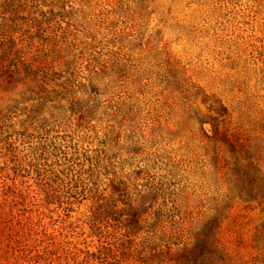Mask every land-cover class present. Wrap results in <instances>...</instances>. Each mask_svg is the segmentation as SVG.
Wrapping results in <instances>:
<instances>
[{
	"label": "rangeland",
	"instance_id": "1",
	"mask_svg": "<svg viewBox=\"0 0 264 264\" xmlns=\"http://www.w3.org/2000/svg\"><path fill=\"white\" fill-rule=\"evenodd\" d=\"M19 4L48 70L0 120V264H177L211 219L215 260L264 264V0ZM121 183L157 192L155 241L150 220L135 242L95 231L91 200L121 206Z\"/></svg>",
	"mask_w": 264,
	"mask_h": 264
},
{
	"label": "trees",
	"instance_id": "2",
	"mask_svg": "<svg viewBox=\"0 0 264 264\" xmlns=\"http://www.w3.org/2000/svg\"><path fill=\"white\" fill-rule=\"evenodd\" d=\"M25 13V5L19 4V0H0V120L6 116L4 114L6 111L13 112L15 110L19 102L17 100L21 96L20 94H30L27 93L28 91L30 92V89H26L27 92L18 93V86L20 84L29 86L35 79H37V81L43 80L39 77L45 70H48L43 60L48 58L49 52L46 51L44 53V51L41 52L38 48H33L31 44L33 41V37H31L32 33H29V28L31 27L29 19L32 16L29 17V15ZM23 27H26L27 31H23ZM33 49L36 51L35 53H32ZM43 83L44 81L38 82V87H42ZM1 94H6V97H8V101L5 105L1 104L3 101ZM31 95L32 94H30V96ZM1 116L3 117L1 118ZM39 121L40 116L37 111H27L26 120L20 122V127L22 129L20 134L24 136L27 131L34 133L39 127L42 129L43 124ZM27 136L30 137L32 134ZM58 177L56 178L60 179ZM90 177H93V174H91ZM94 180L95 178L91 180L89 184H86L89 191L95 186ZM120 185L122 189L121 193H126L123 194L125 198L121 200V206L116 204L113 196H108L107 199L103 200L104 202H98V200L93 201L91 200L93 196H90L89 199L93 204H96V206H94L95 213L92 215L91 219L95 231L102 230L101 224L108 225L111 220L117 219L122 223L124 233L128 234L126 236L135 242L138 238L137 235L143 230L144 224L152 221V223H150L152 230H148L150 232L147 239L152 238L155 241L159 235L154 229L162 225L164 209L162 207H157L153 210L148 202L149 200H155L158 195L157 192L151 189L142 190L139 191L137 197L134 198L130 193L128 194L127 189L129 184L121 183ZM127 197L130 198L128 201H126ZM217 227V220L211 219L202 229L195 233L194 242L175 252L168 251L169 255L172 256L173 253L174 256L180 254L177 264H221L218 260H215V253L217 250L215 234ZM142 238L143 237H140L135 247L131 249L128 254L140 253V250L143 249L145 245V241L142 242ZM101 243L102 242H100V244ZM100 244L96 246L97 250L95 254L101 253V249H110L112 245L106 246L107 244ZM91 254H94V252ZM153 256H157L158 258L161 256V253L155 252ZM254 260L256 261L257 259H253L251 262H255Z\"/></svg>",
	"mask_w": 264,
	"mask_h": 264
}]
</instances>
